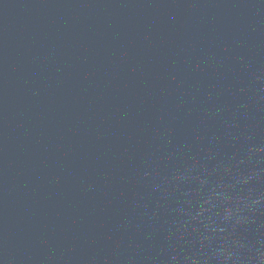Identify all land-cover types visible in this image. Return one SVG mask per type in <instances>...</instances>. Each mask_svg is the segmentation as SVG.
<instances>
[{
	"label": "water",
	"instance_id": "95a60500",
	"mask_svg": "<svg viewBox=\"0 0 264 264\" xmlns=\"http://www.w3.org/2000/svg\"><path fill=\"white\" fill-rule=\"evenodd\" d=\"M0 264H264V0H0Z\"/></svg>",
	"mask_w": 264,
	"mask_h": 264
}]
</instances>
